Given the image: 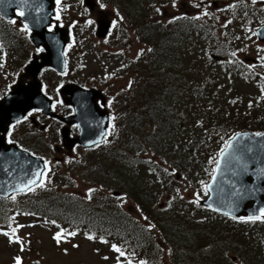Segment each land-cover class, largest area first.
I'll return each instance as SVG.
<instances>
[{
  "label": "trees",
  "instance_id": "trees-1",
  "mask_svg": "<svg viewBox=\"0 0 264 264\" xmlns=\"http://www.w3.org/2000/svg\"><path fill=\"white\" fill-rule=\"evenodd\" d=\"M127 4V3H123ZM127 6V5H126ZM172 25V24H171ZM187 25L176 24L172 25V31L177 35H182L185 31ZM142 28H139L140 31ZM143 39L150 43V45L154 48L151 58L149 60L144 59L141 63L146 65L149 68L150 73V93L149 96L147 94L141 98L139 101L133 103L134 109L133 113L135 118L133 119V125L126 119L124 133L120 138L119 143L126 144H147L156 152H161L163 150L169 151L175 149L176 145L180 142L179 135L180 132H184V126L186 123V116L181 113H176L177 110L188 113L189 118H191V122L193 120L192 113L198 111L200 106H196L194 101V95L187 94L188 90H182L180 95L181 100L179 103L170 100L173 98L175 94H171L170 92L173 89V86L179 84L177 82L171 81L172 75L180 70H177L180 64V58L183 57L184 50L180 49V53H177L176 50L173 51V35L166 28H158L155 26H148V28L142 29ZM184 61V60H182ZM184 67H187L186 64H183ZM190 70V68H186ZM154 72V74H153ZM199 79V75L196 73L186 74L183 72V89L193 88L197 90L198 87L194 85V81ZM189 84V86H188ZM203 86V83L200 87ZM210 90V89H209ZM227 107L223 110L213 111L210 115V119L214 120L217 115H221L226 118V114L228 113L229 107L233 106L231 103L227 102ZM246 111L253 110L255 107H246ZM182 119V121H180ZM190 122V124H191ZM240 120L234 122V124H241ZM259 123V124H258ZM250 128L253 130H264V115L260 117L256 124L254 122H249ZM248 125V126H249ZM174 131V133H173ZM171 134L167 136L166 141L162 146H159L154 143L161 137L166 134ZM182 148V145L180 146ZM120 152L117 156V151L115 148H111L110 155L106 157L110 158V160H106V162H93L92 168L94 171H102L107 175L113 178L112 183L119 189L123 190L129 197L133 199L134 204L140 208L141 210H151V216L155 218L153 215V210H155V201L156 195L163 191L160 184L158 182H154L150 184L148 180L140 179V178H132L128 176L131 171L128 168V156H130L131 152L130 148H124L121 146ZM140 149H144L141 147ZM178 151L177 149H175ZM117 156V160L115 157ZM115 160V161H114ZM174 160V159H173ZM172 160V161H173ZM173 162H177L174 160ZM125 176V177H124ZM113 186V185H112ZM50 190L43 195H38L33 197L25 198V205L30 207L33 212L36 214V217L40 219H44L46 217L52 218V220L60 219L66 222V219L73 218L72 215L76 214L77 211L82 207L85 212L82 213L81 217L78 218L77 224L79 227L87 230V232L93 231L95 226L92 224H96L99 227V230H117L119 226L131 228L134 227L136 229V225L132 223L129 218L120 220V216L114 212L116 208L114 205L108 206V201L106 202L105 197L96 198L97 205L104 203V205L96 206L89 203L88 201L76 199L72 200L74 204L77 205V210L71 212H67L68 214L62 213V216L65 218L62 219L60 215L56 214V207H58L54 203H65L66 199L62 196H56L55 194H59L61 192H56L54 188L52 189H43ZM42 191V190H41ZM51 194V195H49ZM66 196L65 194H62ZM15 205H10L6 203L0 204V214L7 215V212ZM169 218L166 220L165 218L158 220L159 229L166 234V239L176 247L178 244L185 249L181 255L176 256L175 252L173 255V262L177 264H196L197 256L194 255V260L190 257V250L194 246H199L202 250V254H210L209 247L210 245L213 248H217L218 252L216 255L211 254L212 260H210V264H264V260H259L261 255L257 249L259 244L250 240L253 237H249V234L239 235V240L242 243H239L238 246H234L233 244L229 247L228 242L222 238L224 234L227 233L226 228H220L219 230L211 229L206 227L207 223L201 222L198 225H203V229L198 233L190 232V221L186 219V214L174 212L169 213ZM69 222V221H67ZM73 225V224H71ZM124 229V228H122ZM132 229V228H131ZM136 243L140 245L135 237ZM238 240V241H239ZM254 241V242H253ZM136 244V245H137ZM152 241H148L146 246L151 249H140L138 251H149L151 252V258L154 259L156 252L155 248L152 245ZM135 245V247H136ZM209 246V247H208ZM205 247V248H203ZM207 247V248H206ZM229 254H226L227 250H229ZM235 255L237 261L233 260V256ZM177 258V259H176ZM239 258V261H238Z\"/></svg>",
  "mask_w": 264,
  "mask_h": 264
},
{
  "label": "rangeland",
  "instance_id": "rangeland-1",
  "mask_svg": "<svg viewBox=\"0 0 264 264\" xmlns=\"http://www.w3.org/2000/svg\"><path fill=\"white\" fill-rule=\"evenodd\" d=\"M83 1V0H82ZM114 1H120L122 2V0H104V2L107 3L108 6L101 8V6H98L97 8H95L92 12H93V16L95 17V21L97 22V18L99 16L100 10H105L106 14H112V9L114 7V4L112 2ZM126 1H130V5L133 8H137V4L138 1L136 0H126ZM177 1V3L175 4L176 6L173 7V1L172 3H169L167 5H162L160 6V9L163 13L168 15V18L173 17L174 15H176L179 11H181L182 9H185L186 12L193 16L194 12L197 13V11H199L198 8L200 7H207L212 9L213 8V4L212 1L209 2V4H199L200 3H205L203 2L204 0H175ZM251 1V0H249ZM256 2L261 5V8L258 7V10L261 11L262 16L258 15L257 16V20H253V21H246L245 23V32H247L246 35V42L253 44V45H264L263 42H260L253 34L252 31H255V28L258 27L260 25V23H264V8L262 6L264 3V0H256ZM248 3V0H220L219 1V7L222 6V4H224V11L223 12H219L222 14V16L225 17H229L231 14V10L232 8L228 7L229 4L233 5L236 4V9L235 10H241L242 8H244L241 4H245ZM199 5V7H195L194 5ZM78 6V5H77ZM253 6V5H252ZM218 7H214V9H216ZM254 8V6H253ZM115 12L116 10L113 9ZM218 11V10H217ZM111 17V16H110ZM109 17V18H110ZM153 18V16H152ZM154 18H160L159 14H156L154 16ZM165 19V18H163ZM161 20L162 24L164 22V20ZM157 23H159V21H157ZM156 23V24H157ZM124 20H120V24L117 26L115 25L114 28V32L112 33V37L111 40L113 39V37L115 36V34L118 33V31L124 27ZM125 33H130V27L129 26H125ZM26 36V35H24ZM81 38V37H80ZM82 41H84L85 39L81 38ZM125 41L127 43L128 39L125 38ZM18 42L20 43V47L18 50V55L13 57V63L11 65V69L13 70H19L20 68V62L21 60L27 56V53L29 52L30 49H33V45L30 46L26 41L25 38L23 37L22 39L20 38V40H18ZM106 44V42H103L102 39L97 40V44L96 47L98 46V44ZM130 43H131V49L133 50H137L138 47H140L142 45V43H139V41L132 35L130 37ZM129 43V44H130ZM147 47V46H146ZM35 48V47H34ZM118 46L115 44L113 46V49H117ZM136 53H138L136 51ZM105 55V53L103 54ZM144 54H135V55H131V59H135V62L141 58ZM252 56H257L258 58H262L263 56H258L257 53L252 54ZM264 62V61H263ZM95 68H100L97 66H95ZM125 69H127L128 71H132V69L125 67ZM92 70H97L92 68ZM88 71V68L86 70V72ZM85 72V71H84ZM17 75H10L11 78L13 79H17ZM72 75V74H71ZM32 79V75H29ZM57 77L56 75L52 74L51 78H50V84L52 86H54L57 83ZM11 78L7 75H1L0 77V94H1V89H7L8 86L10 84V80ZM28 79V78H27ZM23 80H26L23 79ZM21 81V83H24L25 81ZM94 83V81H92ZM97 82V81H95ZM236 87V86H235ZM116 90L118 92L117 95L118 97L120 95H127L129 94L130 90L128 88V82H127V78H119L116 81ZM230 90H236V88L234 89L233 87H230ZM248 99L244 100L243 105L247 104ZM264 108L260 107V111H263ZM237 111V110H236ZM244 113V112H243ZM234 115V113H233ZM231 115V117L233 116ZM221 116V115H220ZM228 118L229 115H227L226 118H224L222 120L221 125L223 127H226L228 124ZM200 120L203 121H207L208 118L206 117V115L203 113V115L200 117ZM242 122H245L246 120H240ZM28 127H31L30 124L28 122L22 123L16 130V135H21L27 132ZM205 129V128H204ZM204 129H199L198 133H192L193 135V139L195 141H199L203 144V147H208L210 144H213V147L216 148L218 146V142L219 140H216L212 143V141H210L209 139H207L206 137H204ZM43 139H48V141L50 139L53 140H57V137H55L53 134L51 133H47L45 135H42ZM211 147V146H210ZM39 148H43V146H40ZM212 148V147H211ZM88 152H84V151H79V152H74V157L76 159V162H73L74 165H72V171H71V175L79 170L81 171V169L77 168V164L79 162H83L85 157L87 156ZM91 154V153H90ZM89 154V155H90ZM153 155V154H152ZM47 156L52 157L55 160V153H47ZM91 156V155H90ZM89 158V157H88ZM158 159H162L161 157H158ZM90 160V158H89ZM50 164L53 162H49ZM58 163V168L60 166V162ZM75 163H77L75 165ZM165 166L168 165V163L166 161L163 162ZM196 164V171L198 172H202L199 177L203 176V175H207L209 174L207 168H205L203 165L206 166L207 162H204V160H201L200 162H195ZM188 171L189 167H185ZM59 172L65 174L67 177L68 175H70L69 172H67L66 170L61 171L60 169L58 170ZM192 171V170H191ZM66 178H62V181H66ZM193 182L196 183V179L193 178ZM90 182H82L80 181L79 185H78V191H85L86 186L89 184ZM60 186L62 188H64L63 184H60ZM183 191H186L185 189H182ZM190 202V201H189ZM191 203V202H190ZM193 204V203H192ZM125 206L129 209L130 212L135 211L136 209L134 207V205L131 202H128L125 204ZM214 219H212L210 221V223H207V225H205L206 227H209L211 229H216L219 230L220 228H228L227 229V233L223 235L222 238L226 239L228 241L229 244H232V240L234 238H236L238 235H241V231L242 229H236L235 227L237 226L234 223V221H230L223 217V216H213ZM32 218H21L20 219V225H23V227H21L20 233L22 236V241L25 243L24 246V250L21 251L19 249V255L22 256V264H117V257H118V253L114 252L112 250L111 247L107 246L106 248H101L100 245H95L94 242L87 240L83 237H80L79 239L77 238H68L66 236H64L61 240V242L58 244L56 242V240L53 238L55 236V234L58 232L56 225H52V224H48V225H37L34 226L32 224ZM252 226L251 224H247L245 223L244 225H240V227L243 228L244 232H247L248 230H250V227ZM190 229L193 228L194 230H202L201 227H196L195 223H190L189 225ZM259 247H257L259 253H261V258H258L260 261L264 260V239L263 240H259L258 242ZM74 245H77V247H74ZM96 247H100L101 249H98ZM218 249L217 248H210L209 253L210 254H202L201 253V249L199 247H194L191 249V258L192 260H194V255L197 256V262L196 264H210V260H212L211 254L216 255L218 252H216ZM229 250H227L226 254H229ZM18 248L17 246H12L9 245L6 242V239L4 237H2L0 235V264H15V256L18 255ZM105 257H108V259H105ZM120 260L122 262H124V264H126V260L124 258L120 257Z\"/></svg>",
  "mask_w": 264,
  "mask_h": 264
},
{
  "label": "water",
  "instance_id": "water-1",
  "mask_svg": "<svg viewBox=\"0 0 264 264\" xmlns=\"http://www.w3.org/2000/svg\"><path fill=\"white\" fill-rule=\"evenodd\" d=\"M87 2L94 6V2L92 3L91 0ZM51 3H53L52 0H28L27 4H21L20 0H0V6L5 8L4 13L9 16L13 15L16 7L25 12L23 18L28 20L30 26L34 29L33 40L37 45L41 43L47 48V54H43L44 61L33 62L35 65L34 76L45 64L51 63L57 66H63L64 64L62 49L68 40L66 30L57 29L58 33L46 30V26L51 21L50 17L54 13L49 8ZM107 28L108 26L102 23L100 34L105 35ZM259 31L264 32V25ZM260 37L264 40V36ZM54 44L58 45L59 51V61L57 63L49 60L51 47ZM33 84L30 86L32 87L31 92L35 96L33 104L47 108L48 101L41 96L40 85L37 82ZM72 91L71 89L70 92ZM25 92L26 90L22 91V89L15 88L10 99L6 98L0 102V158H7V162L4 160V163L2 162V166H0V195H8L14 190H19V186L23 182L34 178L32 176L33 172L42 170L40 159L30 156L28 152L19 149L14 144L6 145L5 143V133L9 129V123L21 118L33 106V96H29L27 99L23 95ZM38 97L41 99L40 104ZM101 130V126L96 127L89 137L84 134L78 140L86 144ZM75 142L76 140H72V144ZM248 148H251L252 151H247ZM228 151L229 156L233 158L232 163L227 165L225 160L221 161V171L216 174L217 181L215 184H213V181L210 184L211 196L203 202L236 216L242 214L245 216L259 215V209L264 208V137L250 133L240 134L239 144L234 142V147ZM224 184L228 185L227 189L223 188ZM236 189H243L242 196L236 197L233 195Z\"/></svg>",
  "mask_w": 264,
  "mask_h": 264
},
{
  "label": "snow or ice",
  "instance_id": "snow-or-ice-1",
  "mask_svg": "<svg viewBox=\"0 0 264 264\" xmlns=\"http://www.w3.org/2000/svg\"><path fill=\"white\" fill-rule=\"evenodd\" d=\"M253 3L256 2V0H252ZM20 3L21 4H27L28 3V0H20ZM56 3L57 5H60L61 3V0H56ZM103 7V5H101ZM195 7H199V5H194ZM173 7H175V0H173ZM230 8H235L236 5L233 4V5H230L228 6ZM157 11H159V9H157ZM203 15H208L207 11L205 10L203 13ZM19 16L23 17L25 16V12L24 11H20L18 13ZM181 17H173V19H180ZM200 18V15H197L196 17H193V19H199ZM57 19L59 20L60 17L59 15H57ZM13 23H15V21H12ZM171 22V21H170ZM89 23H91V21H89ZM228 23H231V21H229ZM226 26V25H225ZM24 30H29V26L27 24L24 25ZM253 35H256V36H264V32H260V31H257V32H254ZM0 47H2V45H0ZM233 56H235V53H232ZM261 59H264V58H261ZM131 86V82L129 83V87ZM251 106V105H250ZM31 114V113H30ZM26 118V117H25ZM17 123H19V121H17ZM255 136H261V137H264V133H256L254 134ZM239 139H240V134H237L236 136H233L232 138H230V140L228 142L225 143L224 147L220 150V153H219V156H220V159H217L214 161L216 167L215 169L213 170V175H212V180H213V184L216 183L217 181V173L221 171V161L222 160H225L226 161V164L227 165H231L232 163V157L229 156V149H232L234 147V142L236 144H239ZM247 151H252L251 148H248ZM45 169H47V165H48V161H45ZM5 171H7V169H5ZM47 171H50V169H47ZM47 171L45 170H40V171H36V172H33L32 173V176L34 178H30V179H27L26 182H23L20 186H19V191H28V192H32V191H35L37 187L39 188H44L46 187V180H47ZM165 171H167V169H165ZM10 174V173H9ZM203 183V182H201ZM205 190H208L211 185H205ZM95 191V189H89V192H93ZM243 194V189H236L233 193L234 196L236 197H240L242 196ZM13 199L15 197H12ZM199 195H198V198L196 201H194L195 203H199ZM209 207H211V205H208ZM216 210H219V209H216ZM226 215H228L229 213H225ZM145 219H147L145 217ZM232 219H237L236 216H232ZM240 220H244L245 218L244 217H239ZM248 221H257V220H264V208H261L259 209V215H252V216H249L247 218ZM52 224H55L56 222L55 221H52L51 222ZM17 227H23V225H18ZM149 227H154V225H149ZM17 229L16 228H12L11 229V233H8V232H5L4 234L5 235H9L11 237H13V239H10V242H13V240L15 241H19L20 244H21V251L24 250V247H23V241H20V238L18 236H15V233H16ZM65 234L67 236H76L77 233L75 231H71V232H67L66 233V230L61 228L56 234L55 236L53 237L56 242L59 244L62 240V238L65 236ZM89 239H96V237L94 235H89L88 236ZM100 241L102 243H108L107 240H105L103 237H99ZM74 247H77V245H74ZM112 247V250L116 253H118V257H117V264H124V262H122L120 260V257H125L127 255V253L122 250L121 247L117 246L116 244H112L111 245ZM105 259H108V257H105ZM15 260V264H22V258L20 256H16L14 258ZM126 264H132V262L129 260L126 262ZM139 264H147L146 261H139Z\"/></svg>",
  "mask_w": 264,
  "mask_h": 264
},
{
  "label": "flooded vegetation",
  "instance_id": "flooded-vegetation-1",
  "mask_svg": "<svg viewBox=\"0 0 264 264\" xmlns=\"http://www.w3.org/2000/svg\"><path fill=\"white\" fill-rule=\"evenodd\" d=\"M57 149L59 148L58 146L56 147ZM63 150H65L64 148H62Z\"/></svg>",
  "mask_w": 264,
  "mask_h": 264
},
{
  "label": "bare ground",
  "instance_id": "bare-ground-1",
  "mask_svg": "<svg viewBox=\"0 0 264 264\" xmlns=\"http://www.w3.org/2000/svg\"><path fill=\"white\" fill-rule=\"evenodd\" d=\"M194 247H196V246H194ZM194 247H193V248H194Z\"/></svg>",
  "mask_w": 264,
  "mask_h": 264
}]
</instances>
